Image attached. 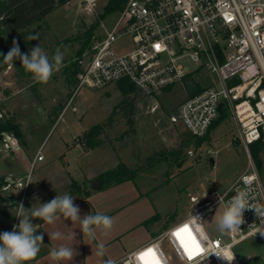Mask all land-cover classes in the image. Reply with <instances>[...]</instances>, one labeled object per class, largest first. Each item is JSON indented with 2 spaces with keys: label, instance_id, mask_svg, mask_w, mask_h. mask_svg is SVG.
I'll return each mask as SVG.
<instances>
[{
  "label": "rangeland",
  "instance_id": "374dc122",
  "mask_svg": "<svg viewBox=\"0 0 264 264\" xmlns=\"http://www.w3.org/2000/svg\"><path fill=\"white\" fill-rule=\"evenodd\" d=\"M106 3L107 0H100L97 14H87L81 10L79 0H71L30 26L38 35L30 51L39 45L50 59L57 47L64 53L62 66L47 83H37L24 68L22 73L19 63L0 73V112L19 122L22 132V139L11 134L0 138V175L13 172L15 175H5L7 182L29 177L25 194L15 186L6 190L1 187L0 233L12 231V226L18 224L16 215L21 203L31 209L64 193L75 201L99 188V205L111 206L118 240L135 242L182 220L190 209L188 193L209 189L210 183L225 190L248 165L246 150L238 140V125L229 111L201 143L178 119L172 121V117L177 118L179 104L192 95L180 82L155 97L138 95L133 115L135 132L123 134L128 126L122 111L117 110L112 124L93 138L85 137L84 132L107 121L116 103L133 94L121 91L120 83L124 81L77 89L82 68L104 36L101 20L111 28L120 16L117 10L105 14ZM97 19L99 24L87 39L84 32ZM131 47L127 36L113 49L120 53ZM206 75L205 70H199L195 79L202 80ZM211 80L208 76L203 84ZM99 143V149L95 148ZM17 151L26 156L31 151L32 158L40 151L43 159L36 158L28 166L21 157H15ZM260 159L259 168L264 175V159ZM119 162L132 170L139 168L140 172L134 179L116 183L103 173ZM74 181L76 185L72 184ZM222 213L217 210L208 215L204 226L213 228ZM27 214L31 215L30 211ZM31 222L39 225L41 220ZM116 245L117 242L112 244L111 249ZM235 252L246 263L264 262V235L246 239ZM27 264H32V260Z\"/></svg>",
  "mask_w": 264,
  "mask_h": 264
},
{
  "label": "built area",
  "instance_id": "2783aa9c",
  "mask_svg": "<svg viewBox=\"0 0 264 264\" xmlns=\"http://www.w3.org/2000/svg\"><path fill=\"white\" fill-rule=\"evenodd\" d=\"M99 1L79 0V6L87 14H97ZM118 11L120 16L111 28L100 19L104 36L82 68L77 89L101 88L127 78L140 95L155 97L192 75L200 89L179 104L172 121L178 119L194 138L203 137L229 111L238 125L248 165L225 190L210 183L209 189L188 193L190 209L182 220L114 264H145L153 258L140 259L148 249L159 264H229L215 254L207 256L215 251L234 254L230 264H247L235 248L248 238L262 236L264 217L247 210L240 230L223 236L216 225L207 229L192 216L205 221L217 210L223 212L224 202L237 188H244L246 180L254 197L251 203L264 205V175L251 152L253 145L262 143L258 153L264 159V0H124ZM127 36L131 49L116 53L113 46ZM199 70L207 72L202 80L195 79ZM208 76L212 80L204 85ZM36 158L43 159L40 151L32 164ZM28 185L26 177L9 180L3 189L15 186L25 194ZM185 227L188 232L175 235ZM192 239L201 251L193 250L189 258L184 245L191 249Z\"/></svg>",
  "mask_w": 264,
  "mask_h": 264
},
{
  "label": "clouds",
  "instance_id": "9594fccd",
  "mask_svg": "<svg viewBox=\"0 0 264 264\" xmlns=\"http://www.w3.org/2000/svg\"><path fill=\"white\" fill-rule=\"evenodd\" d=\"M27 41L37 40L38 35H28ZM2 55V54H0ZM64 53L60 47H57L55 53L49 58L47 53L38 45L31 49L30 53H22L19 44L13 40V46L4 56L5 62H13L17 59L21 61L22 67L32 74L37 83H47L54 72L59 71L62 66ZM244 188H237L234 196L224 202V211L220 215L216 228L221 234L234 233L240 230V226L245 222L244 213L247 210H254L257 217H264V205L251 203L254 199L252 189L248 187L246 180ZM74 197L68 193L56 195L52 200L39 203L38 207L26 209L21 203L18 205V224L12 226V231L0 233V264H27L33 260L40 252L43 244V234L37 235L38 225H34L32 219H40L47 225H53L57 221L70 219L72 222H78L83 236L89 239L96 238V229H102L108 232L113 227V218L97 212L96 214H87L83 218L80 215V208L74 203ZM223 200V195L219 196V203ZM30 211L31 215L27 213ZM196 223L204 222L199 216H192ZM264 235V231H259ZM50 240L64 241L70 240L72 244L60 243L54 247L50 255L57 261H72L78 253L73 247L75 233L70 235L56 230L48 233ZM206 236V233H205ZM103 245H99L97 255H103ZM215 254L218 258H223L229 264L234 260L232 256H225L222 251L209 252L207 256ZM145 264H159L155 257L151 261H145Z\"/></svg>",
  "mask_w": 264,
  "mask_h": 264
},
{
  "label": "trees",
  "instance_id": "16d2710c",
  "mask_svg": "<svg viewBox=\"0 0 264 264\" xmlns=\"http://www.w3.org/2000/svg\"><path fill=\"white\" fill-rule=\"evenodd\" d=\"M69 1L71 0H0V54H2L0 55V73L13 64V62H5L4 60V56L7 55L13 46V40L18 42L22 53H30V47L35 42V40L27 41L25 39V37L28 35H34L30 29V26L43 20L45 16L52 12L55 8L65 5ZM123 2L124 0H109L105 7V14L112 11L121 10ZM98 24L99 19H97L96 22L84 32V35L87 39L91 38L93 31L98 26ZM84 48L85 46L79 50V56L82 54ZM14 63L21 64L19 59L15 60ZM19 69L22 73H25V71H23L22 65H19ZM120 81H124L120 83L121 91L124 94H126L127 91L133 92V94L124 96L122 100L113 106L112 113L106 122L98 124L89 131L84 132L86 138H93L99 134L100 130L103 131L106 125L112 124L114 120L113 116L117 110L122 111V116L126 119V125L128 126L123 134L135 132V121L133 115L135 111V100L138 95H140V93L137 90L135 84L129 79L124 78ZM183 82L186 90L192 95L200 89V86L195 84L192 75L186 76ZM223 114L224 115L222 118L225 117L226 113L223 112ZM217 123H215L212 128H214ZM209 132L210 130L203 137H196V142H203ZM5 133L11 134L17 139H22L20 123L13 122L12 120L2 116L0 117V137ZM96 145L98 144H95L94 146ZM261 147L262 143H256L251 147V152L258 166L261 164V159L258 153ZM139 172V168L132 170L123 162H119L114 169L104 171L103 174L113 177L116 183H122L123 181L134 179ZM6 178L7 177L5 175H0V189L7 183ZM72 184L76 185V181H74ZM88 194H90V192ZM88 194H86V196ZM2 199L3 198L0 195V200ZM0 213H2L1 210ZM247 264H264V262L253 263L249 261Z\"/></svg>",
  "mask_w": 264,
  "mask_h": 264
},
{
  "label": "crops",
  "instance_id": "0c3cea01",
  "mask_svg": "<svg viewBox=\"0 0 264 264\" xmlns=\"http://www.w3.org/2000/svg\"><path fill=\"white\" fill-rule=\"evenodd\" d=\"M4 135L8 136L7 133L3 134L0 138H4ZM100 144L96 145L95 148L99 149ZM39 150V149H38ZM18 152V151H17ZM15 153V157H21L25 165H32L36 154L33 158L30 157L31 151H29V156H26L22 151ZM3 175L12 176L15 175L13 172H2ZM96 174V173H95ZM94 175V174H93ZM98 175V174H96ZM99 188L91 191L90 194L75 200L74 203L80 208V215L83 218L87 214H96L97 212L106 214L110 217L113 216V211L110 205H99ZM59 230L66 235H70L73 231L75 233L74 244L76 252L78 253L69 264H114L128 253L140 247L144 243L151 240L157 234H152L149 236L147 234L144 237L137 239L135 242L119 241L118 235L115 232L116 226L113 222V227L110 231L104 232L102 229H96V238L89 239L80 229L78 222H72L68 220H59L53 225H47L42 220L38 225V234H43V249L40 250L39 254L32 260V264H68L66 261H57L51 255L50 252L54 247H57L60 243L72 244L70 240L55 241L50 240L48 233ZM117 244L114 249H111L112 244ZM103 245V255H97L99 245Z\"/></svg>",
  "mask_w": 264,
  "mask_h": 264
},
{
  "label": "snow or ice",
  "instance_id": "6c2138e0",
  "mask_svg": "<svg viewBox=\"0 0 264 264\" xmlns=\"http://www.w3.org/2000/svg\"><path fill=\"white\" fill-rule=\"evenodd\" d=\"M182 232H188V228L185 227V228L181 229L180 231H178L177 233H175V235H177V236L179 237V236H181V233H182ZM189 237H190V239H191L190 234H189ZM182 243H183V241H182ZM184 247H185L186 251H188L189 258L192 257V255H193V250H194L196 253H199V252L201 251V249L199 248V245L196 244V242H195L194 239H192V247H191V249L188 247L187 244H185ZM147 256L155 257L154 251H153L152 249H148L147 252L141 254L140 259H141V260H144L145 257H147Z\"/></svg>",
  "mask_w": 264,
  "mask_h": 264
},
{
  "label": "water",
  "instance_id": "95a60500",
  "mask_svg": "<svg viewBox=\"0 0 264 264\" xmlns=\"http://www.w3.org/2000/svg\"><path fill=\"white\" fill-rule=\"evenodd\" d=\"M222 105V104H221ZM221 105H220V107H219V110H220V113L222 114V112H221ZM213 165H214V159L211 157L210 158V167H213ZM100 179L98 178L97 179V183H96V185L99 187V184H100Z\"/></svg>",
  "mask_w": 264,
  "mask_h": 264
}]
</instances>
